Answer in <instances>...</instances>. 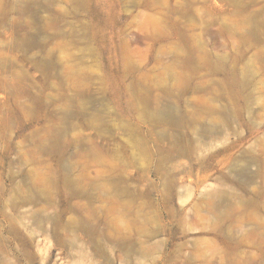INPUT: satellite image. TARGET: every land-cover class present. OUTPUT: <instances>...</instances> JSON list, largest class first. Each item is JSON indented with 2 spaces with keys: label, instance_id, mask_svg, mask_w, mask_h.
Wrapping results in <instances>:
<instances>
[{
  "label": "rangeland",
  "instance_id": "obj_1",
  "mask_svg": "<svg viewBox=\"0 0 264 264\" xmlns=\"http://www.w3.org/2000/svg\"><path fill=\"white\" fill-rule=\"evenodd\" d=\"M0 264H264V0H0Z\"/></svg>",
  "mask_w": 264,
  "mask_h": 264
}]
</instances>
